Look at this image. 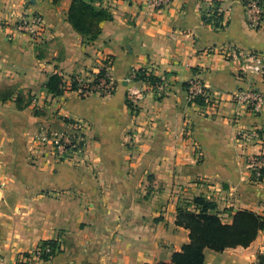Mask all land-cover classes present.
I'll return each instance as SVG.
<instances>
[{
    "label": "crops",
    "instance_id": "obj_1",
    "mask_svg": "<svg viewBox=\"0 0 264 264\" xmlns=\"http://www.w3.org/2000/svg\"><path fill=\"white\" fill-rule=\"evenodd\" d=\"M71 1L0 0V264H18L22 253L64 229L71 230L61 240L64 251L30 264L170 263L190 242V231L176 223L178 208L196 197L214 202L223 223L242 210L263 216L264 177L255 178L248 159L264 158V104L253 113L235 95L252 85L264 96V75L240 77L245 59L236 55L264 56V21L252 28L243 0H173L158 11H146L145 0H97L113 18L89 40L68 21ZM215 3L220 27L203 19ZM34 12L46 22L38 44L14 29L18 17ZM109 59L111 96L46 89L54 74L67 83L99 72ZM139 70L163 85L145 86ZM195 80L216 106L190 100ZM131 88L143 92L136 112L128 105ZM19 94L31 95L32 104L20 109ZM63 120L88 126L82 163L56 171L32 165L37 129ZM240 129L261 137L245 144ZM107 218L111 232L102 239ZM83 221L93 223L88 235L78 233ZM204 254V264H264V232L247 248Z\"/></svg>",
    "mask_w": 264,
    "mask_h": 264
},
{
    "label": "built area",
    "instance_id": "obj_2",
    "mask_svg": "<svg viewBox=\"0 0 264 264\" xmlns=\"http://www.w3.org/2000/svg\"><path fill=\"white\" fill-rule=\"evenodd\" d=\"M173 0H145L143 2V8L146 11H158L168 7ZM245 7V14L250 26L254 29L260 28L264 21V9L262 7V0H243ZM207 16H212L215 12V6L207 11ZM19 21L18 29L25 31L30 40L38 44L43 40V33L46 27L45 18L42 14L34 12L32 14L25 15ZM240 52V51H239ZM239 58L244 57L245 64L241 67L240 77L247 75H264V56L256 51H249L244 54L240 52L236 54ZM111 60L105 62V67L99 70L97 73L88 74L85 78H74L65 83V87L72 89L73 84L77 85V92L87 96L92 93H98L104 97H108L114 94L116 85L114 80L109 74V66ZM102 70L105 72L101 73ZM144 75H153L148 70H143ZM137 74V73H136ZM143 81V80H142ZM145 86H148L154 90L163 85L164 80L160 79L159 82L151 84L147 81H143ZM143 92L138 88H131L128 93V102L132 104V107L137 110L135 103L141 98ZM197 98H202L205 104L215 105L214 96L207 90L200 81L195 80L190 87V100L196 101ZM36 101V100H34ZM235 101L239 104L246 106L251 112L258 113L262 110L264 104V96L254 88L252 85H246L240 89L235 95ZM87 131L88 126L85 122L79 120L69 121L63 129H41V131L33 137V141L36 149L40 150L39 153L43 157L48 155L64 162L77 161L79 155L84 154V149L87 146ZM258 132L250 131L246 129L238 130V139L245 144L251 143L254 138L260 139ZM248 167L254 172L257 180L264 177V158L262 155H254L248 159ZM42 252L40 249L35 250L30 254V258H40ZM27 258L23 261H19L24 264Z\"/></svg>",
    "mask_w": 264,
    "mask_h": 264
},
{
    "label": "trees",
    "instance_id": "obj_3",
    "mask_svg": "<svg viewBox=\"0 0 264 264\" xmlns=\"http://www.w3.org/2000/svg\"><path fill=\"white\" fill-rule=\"evenodd\" d=\"M99 1V0H98ZM215 12L212 16H207V11L203 14L205 22L220 27L223 18L219 12V3H215ZM112 14L107 8L97 4V0H72L68 10V21L73 28L82 36L89 40H95L102 33L101 24L111 20ZM105 72L102 70L101 73ZM136 78L147 81L151 84L159 82L160 79L154 75L149 77L144 75L143 70H139ZM64 78L60 74L52 75L46 83V89L53 95H62L65 92ZM73 90H77L76 83ZM5 100L9 96L13 97L14 92L1 93ZM8 94V95H7ZM204 105L202 98L196 100ZM33 102L31 95L19 94L16 103L20 109L28 107ZM128 105L134 110L132 104ZM192 205V206H191ZM191 205L178 208L176 223L190 231V242L185 244L180 252L173 255L170 263L160 262L158 264H204L205 249L209 248L217 252H223L228 248L249 247L261 232H264V215L261 216L253 211L242 210L233 216L231 223H223L216 212V204L204 197H196ZM50 248L47 254L46 249ZM38 249L43 252L41 259L47 260L57 253L58 240H43ZM24 257H30V253H24ZM18 264H21L18 261Z\"/></svg>",
    "mask_w": 264,
    "mask_h": 264
},
{
    "label": "rangeland",
    "instance_id": "obj_4",
    "mask_svg": "<svg viewBox=\"0 0 264 264\" xmlns=\"http://www.w3.org/2000/svg\"><path fill=\"white\" fill-rule=\"evenodd\" d=\"M23 18H26V16L25 15H22V16H20V17L17 18L16 22L14 23V29L15 30H18L20 32L26 33L22 29H18V26L20 24L19 21L22 20ZM82 96H84V95H82ZM35 114L36 115H40L41 114V112L39 111L38 108L35 109ZM69 121H73V120H63L60 125L58 124L59 126H54L53 123H44V124L40 125V127L37 129L35 135L38 134L41 131V129H44V128L50 129V130L51 129H63L67 125V123ZM35 135H33V137ZM33 137L31 138V149H30V156H31L32 165H35V166H38V167H41V168L50 167V168L53 169V167H55V165H59V164H65V165H67L69 167H77L78 165H80L82 163L80 160H77V161L74 160L72 162H64V161L58 160L56 158L50 157L48 155H45V157H43L42 154L39 153L40 150L36 149V146H35L36 143H34ZM87 143H88V139H87ZM86 150H87V146H86V148L83 151L84 152V154H83L84 156H85ZM79 156H81V155H79ZM79 156L77 158H79ZM53 171H56V169H53ZM50 192L56 193L55 189H48V191H47L48 196L54 197V195H50ZM44 193H46V192H44ZM89 199H91V198H89ZM87 203L88 202H87V198H86V204ZM104 224L108 227V229L107 228L106 229L105 228H102L103 229V232L101 233L102 234L101 235V238L102 239L109 237V235H110L109 233L111 232L110 228L112 227V225H111V223H110V221H109L108 218L104 221ZM92 226H93V223L92 222L91 223H88V221H83L81 225L78 224V233H82V234L88 235V233H86V232L88 231V228L89 227H92ZM70 233H71V230H66V229L60 230L57 233V236L55 238H52L54 240H58V249H57V253L55 255L51 256L47 260H51V259L55 258L56 256H58L60 253H62L64 251L63 243L61 242V240H64L66 238L65 236L70 235ZM48 240H51V239H48ZM37 249H38V247L35 250H37ZM50 250H51L50 248H47L46 249V253L48 254L50 252ZM25 253H27V252H25ZM28 253L31 254L32 252H28ZM23 254L24 253H22L20 255V260L23 261L24 258L25 259L27 258V261L24 264H30V262L32 261V259L43 260V259H41V256H42L43 252H42L40 258L24 257Z\"/></svg>",
    "mask_w": 264,
    "mask_h": 264
}]
</instances>
